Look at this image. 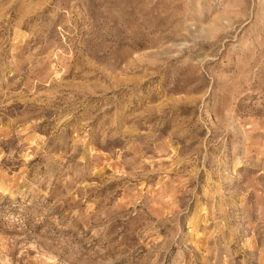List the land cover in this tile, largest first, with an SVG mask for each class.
<instances>
[{"label":"rangeland","instance_id":"rangeland-1","mask_svg":"<svg viewBox=\"0 0 264 264\" xmlns=\"http://www.w3.org/2000/svg\"><path fill=\"white\" fill-rule=\"evenodd\" d=\"M0 264H264V0H0Z\"/></svg>","mask_w":264,"mask_h":264}]
</instances>
